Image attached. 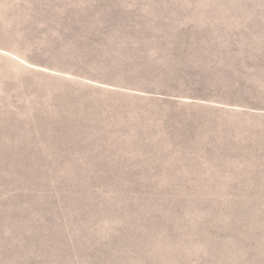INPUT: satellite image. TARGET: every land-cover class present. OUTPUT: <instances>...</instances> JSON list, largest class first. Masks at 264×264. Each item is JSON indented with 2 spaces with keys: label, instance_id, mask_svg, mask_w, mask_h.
Masks as SVG:
<instances>
[{
  "label": "rangeland",
  "instance_id": "rangeland-1",
  "mask_svg": "<svg viewBox=\"0 0 264 264\" xmlns=\"http://www.w3.org/2000/svg\"><path fill=\"white\" fill-rule=\"evenodd\" d=\"M0 264H264V0H0Z\"/></svg>",
  "mask_w": 264,
  "mask_h": 264
},
{
  "label": "bare ground",
  "instance_id": "bare-ground-1",
  "mask_svg": "<svg viewBox=\"0 0 264 264\" xmlns=\"http://www.w3.org/2000/svg\"><path fill=\"white\" fill-rule=\"evenodd\" d=\"M203 33V32H202ZM206 44V43H205Z\"/></svg>",
  "mask_w": 264,
  "mask_h": 264
}]
</instances>
